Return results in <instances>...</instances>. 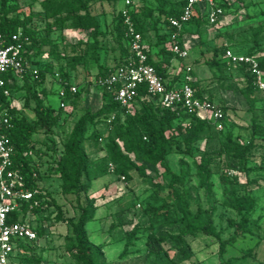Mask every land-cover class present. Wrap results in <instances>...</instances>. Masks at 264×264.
Here are the masks:
<instances>
[{"label":"trees","instance_id":"trees-1","mask_svg":"<svg viewBox=\"0 0 264 264\" xmlns=\"http://www.w3.org/2000/svg\"><path fill=\"white\" fill-rule=\"evenodd\" d=\"M14 1L0 0V35L3 37L5 45L11 43L12 36L19 32L22 33L23 37L29 38L30 42L26 45L24 54L39 69V76L34 78L32 75H27L20 78L13 73L4 75L7 84L4 89L0 90V107L8 109L13 117L12 126L6 131V135L10 138L15 149L13 157L15 168L20 170L24 176L26 188L32 192L38 191V193L31 202H22L20 211L13 213L9 222L22 221L28 223L38 234L36 241L17 243L16 264H42V260L37 257V248L39 247L38 242L43 236V228L36 222L40 214L52 207L59 208V206L46 189L40 186L43 178L48 175V169H45L40 163L43 152L37 149L38 142L35 141V138L39 134L51 135L55 133L64 108L60 106L54 108L47 105L49 93L45 90L41 92L37 90V86L45 82L49 72L37 66L36 58L43 54L45 45L51 44L45 39H49L55 31L67 29L69 23L77 33L89 32L91 40H97L104 33L101 31L100 20L91 11L92 6L100 0H41L44 13L54 19L53 22L46 25V38L42 37L39 30L33 27L34 16L32 14L21 15V7ZM108 1L116 6L120 5L115 19L114 32L111 34L114 45L120 50L121 57L114 69L105 68L96 75L97 77L108 75L123 65L131 56L130 42L126 36V27L122 17L124 0ZM155 1L157 4L152 5L147 0H137L132 17L137 31L143 37L149 63L156 68L166 83L173 85L180 81V76L186 70L187 65L181 63L179 67L182 68L176 77H171L172 74L169 71L173 66L172 61L177 59L170 47L172 30L168 19L179 17L185 0ZM220 6L224 11L222 20L231 10L232 4L229 3V0H220ZM221 20L215 25H211L203 8L200 17L194 19L184 28L181 39L182 46L189 49L188 36L192 33L191 29L195 27L194 33L198 31L204 35L205 29L218 26ZM198 27L199 30H197ZM151 33H153L154 42L151 43L154 45L155 53L148 46V36ZM259 34L260 32H255L252 41L254 47L249 49L247 53L238 52L236 48H227H232L240 54L255 56V49L259 45ZM225 51L226 48L221 50L220 59L216 58L212 64L225 71L235 70L241 75L244 86L239 91L243 96L249 97L255 93L264 94V91H260L254 85V79L246 65L228 64L225 60ZM80 57L73 59V62L68 65L70 69L75 70L78 65L84 63L82 60L84 55ZM256 58L264 72V50ZM191 66L193 67L191 85L195 96L200 99L207 97L222 108L226 114L222 130H218L213 122L199 115H190L182 108L166 109L162 107L159 99L147 95L145 90H141L136 101L127 108L114 101L112 92L103 90L101 109L97 112L89 111L77 121L63 143L60 157L53 166L54 171L58 173L61 179V191L64 194H75L78 198L91 189L95 179L108 174L113 173L118 178L124 177L127 181H133L134 177L138 176L145 183L155 179L149 175L150 170L155 173L156 177L165 176L170 181L169 187L173 189L176 198V224L181 227L178 234H172L170 238L184 256H188L186 238L197 237L200 231H205L211 218L208 212L202 210L201 207H198L195 212L191 210L190 198L184 189L192 176L191 169H184L180 174L173 173L168 165V157L174 151H182V144L186 146L185 153L193 156L191 146L205 136L212 138L211 135L215 134L221 140L219 149L214 152L218 153L216 157L222 161L220 180L225 185L233 186L234 180L251 173L250 160L255 155L256 150L262 149L260 148L262 146H258L256 143V139H264V126L256 122L253 123V134L247 144H241L233 132L227 133L229 106L221 105L216 102L212 94H206L209 90L208 87L201 86L194 71V64ZM61 75L62 80L71 83L67 74ZM19 79L23 80L22 85H20L22 80ZM90 85L78 88V92L73 94L68 87L62 84L61 87L66 92L64 101L77 107L83 97V91L88 93ZM231 89L233 88H229V90ZM5 90L10 92L9 97L4 95ZM18 90L21 93H26L25 106H29L31 99L35 102V107L32 109L33 120H29L14 103V96ZM113 116L115 118L111 123H108ZM183 130L184 132H182ZM55 144L57 145L56 142ZM88 144L99 146L106 154L105 158L97 161L91 159L86 150ZM35 158L39 159L35 161ZM214 158V155L206 152L201 158H195L193 162L196 169L195 176L209 194H213L211 184L213 171L211 167ZM110 165L114 166V172H111ZM258 170L264 172V165ZM231 171H235L237 174L231 176L229 174ZM250 184H256V182H250ZM225 196L224 205L227 209L242 217L239 227L246 232H253L251 216L256 200L250 195H241L234 187L225 190ZM156 201L158 202V199ZM35 202H38V205L35 206ZM169 209L170 205L163 203L159 206L148 205L146 211L158 217L162 213L168 212ZM79 210L78 220L71 224V236L68 237L66 245L67 251L80 264H110L106 260L103 249L90 241L86 230V225L95 218L97 206L93 201H90L80 205ZM137 233V228L127 232L128 243L126 248L136 239ZM220 264L231 263L222 262Z\"/></svg>","mask_w":264,"mask_h":264},{"label":"rangeland","instance_id":"rangeland-1","mask_svg":"<svg viewBox=\"0 0 264 264\" xmlns=\"http://www.w3.org/2000/svg\"><path fill=\"white\" fill-rule=\"evenodd\" d=\"M14 2L21 7V15L34 16L33 27L46 38V25L54 19L44 13L42 1ZM147 2L157 4L155 0ZM229 3L232 4L231 10L218 26L205 29L204 35L198 31L194 33L195 27L191 29L192 33L188 36L190 57L184 64H194L197 80L202 87L209 89L207 95L212 94L216 102L229 106L227 133L233 132L241 144H247L253 134V123L264 126V94L243 96L239 91L244 86L241 75L235 70L219 69L212 63L216 58L220 59L221 50L227 47L247 53L254 47L252 41L255 32H260L255 57L261 55L264 50V0H229ZM119 8L120 5L116 6L108 0L95 3L91 11L100 20L103 36L91 40L89 32L77 33L69 23L67 29L55 31L49 39H45L51 44L45 45L43 54L36 58L37 66L49 72L45 82L37 86L38 91L49 93L47 105L54 108L61 105V74H67L78 88L91 84L88 93L83 91L77 107L66 104L55 133H43L35 138L37 149L43 152L40 163L48 169V175L40 186L59 206L39 215L36 223L42 226L43 236L38 242L37 257L42 264H80L67 251V239L71 236V224L80 216L79 206L93 201L97 212L94 220L86 225V230L90 241L103 249L110 264H264V172L258 170L264 165L262 138L256 139L262 149L256 150L250 160L251 173L234 180L233 186L225 185L220 180L222 161L214 152L219 149L221 140L215 134L211 135L212 138L205 136L192 145L193 156L185 153L186 146L182 144V151H174L168 157V165L173 173L180 174L184 169H191L192 176L184 187L190 198L191 210L195 212L201 207L211 218L205 231H200L197 237L186 238L188 256L182 255L170 238V235L178 234L181 227L176 224V198L165 176L156 177L150 170L149 175L155 179L145 183L138 176L133 181H127L112 173L95 179L91 189L79 198L61 191V179L53 166L60 157L63 143L82 116L101 109L104 92L95 83L96 75L105 68L114 69L121 57L111 34ZM148 39L150 50L155 52L151 43L154 42L153 33ZM82 55L84 63L75 70L70 69L68 65L73 59ZM172 64L176 65V70L182 68L178 67L180 64L175 59ZM20 83L22 85L23 80ZM25 94L16 91L14 103L29 120H33L35 102L31 99L29 106H25ZM86 150L93 160L105 158L106 154L99 146L88 144ZM206 152L215 156L211 167L213 194H209L195 176L194 159L201 158ZM38 159L35 158V161ZM234 174L237 172L234 171ZM250 182L256 184L251 185ZM233 187L241 195H250L256 200L251 216L253 232L240 228L242 217L224 205L225 190ZM163 203H168L170 209L158 217L146 211L148 205L159 206ZM135 228L138 229L136 239L126 248V234ZM165 238L166 241H163Z\"/></svg>","mask_w":264,"mask_h":264},{"label":"built area","instance_id":"built-area-1","mask_svg":"<svg viewBox=\"0 0 264 264\" xmlns=\"http://www.w3.org/2000/svg\"><path fill=\"white\" fill-rule=\"evenodd\" d=\"M137 0H124L122 17L126 27V36L130 42L131 56L126 62L111 71L108 75L96 78V85L103 90L113 93L114 101L122 107H130L137 99L141 90L147 95L158 98L162 107L166 109L182 108L190 115H199L213 122L218 130H222L226 114L216 103L207 97L200 99L195 96L192 88L193 67L186 66V70L180 76V81L171 85L158 74L156 68L149 63V56L145 51V43L140 32L137 31L133 21ZM205 9V15L211 25H215L224 15L220 6V0H185L181 14L177 18H169L171 28L170 47L177 60L185 61L190 57L188 48L181 44L184 28L194 19H198L201 11ZM30 42L22 33L12 36L8 45L3 42L0 35V90L6 87L7 81L4 75L13 73L23 78L32 75L38 78L39 69L25 56L26 45ZM225 60L228 64H244L254 79V85L260 91H264V72L255 56L240 54L232 48H226ZM69 88L71 93L76 94L78 87L60 80ZM6 97L10 96L8 90L4 91ZM61 108L66 107V92L62 88L59 92ZM113 116L108 123H111ZM12 114L6 108L0 107V264H16L15 254L17 243L32 242L38 239V234L25 222H9L10 216L20 211L22 202H31L38 191H30L26 188L25 178L20 170L15 168V149L6 131L12 126ZM111 172L115 171L110 165ZM233 175L234 172H229ZM125 180L124 177H122ZM38 202H35V206ZM33 208V206H31Z\"/></svg>","mask_w":264,"mask_h":264},{"label":"crops","instance_id":"crops-1","mask_svg":"<svg viewBox=\"0 0 264 264\" xmlns=\"http://www.w3.org/2000/svg\"><path fill=\"white\" fill-rule=\"evenodd\" d=\"M155 52H156V51H155ZM155 52H154V53H155ZM176 61H177L180 65H181V63L184 64L183 61H179V60H176ZM175 66H176V65H173L172 68H171L170 71H169V72L172 74V75H171L172 78H175L176 75H177V73H178V71H179V70H178L179 68L176 70V69H175ZM178 67H179V66H178ZM19 80H22V79H19ZM71 84L74 85V83H72V82H71ZM20 85H21V83H20Z\"/></svg>","mask_w":264,"mask_h":264}]
</instances>
